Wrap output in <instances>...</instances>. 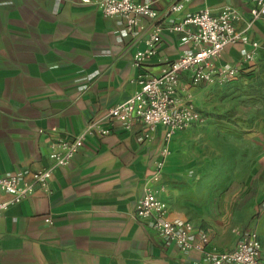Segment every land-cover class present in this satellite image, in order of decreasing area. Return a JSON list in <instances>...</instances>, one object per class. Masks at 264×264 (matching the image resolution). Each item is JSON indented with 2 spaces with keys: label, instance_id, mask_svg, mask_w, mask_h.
Instances as JSON below:
<instances>
[{
  "label": "crops",
  "instance_id": "1",
  "mask_svg": "<svg viewBox=\"0 0 264 264\" xmlns=\"http://www.w3.org/2000/svg\"><path fill=\"white\" fill-rule=\"evenodd\" d=\"M138 1L150 2L159 16H141L129 29L124 16H106L92 1L0 0V175L29 177L51 165L52 141L73 138L92 118L137 91L143 70L156 74L189 49L186 31L172 29L187 14L233 6L240 13L237 27L264 42V19L249 26L254 0ZM180 1L184 7L170 11ZM156 27L162 40L137 67L134 54L147 48ZM251 48L241 42L227 45L216 63L238 65L241 72ZM182 84L183 95L194 94L186 77ZM111 128L107 135H88L74 159L54 169L49 191L37 190L9 205L0 217V264H193L198 259V252L182 251L135 215L164 160L167 217L188 220L171 200L169 183L172 152L189 128L169 139L161 126L146 139L141 122L131 129L115 122ZM11 197L0 188V202ZM208 234L222 250L233 248L240 237L229 243Z\"/></svg>",
  "mask_w": 264,
  "mask_h": 264
},
{
  "label": "built area",
  "instance_id": "2",
  "mask_svg": "<svg viewBox=\"0 0 264 264\" xmlns=\"http://www.w3.org/2000/svg\"><path fill=\"white\" fill-rule=\"evenodd\" d=\"M92 1L106 16L120 15L128 21V28L138 24L141 16L155 19L159 12L150 2L138 0H82ZM188 1V0H186ZM184 2L174 3L170 11H178ZM253 19H264V0H254L251 9ZM238 9L225 5L218 12L201 8L187 14L172 26L173 30L186 31L191 42L189 49L176 59L166 61L160 71L150 74L142 71L137 81L140 85L127 100L109 107L106 112L92 118L85 128L73 138L59 137L52 141L49 157L52 164L24 176L17 173L0 175V188L11 194V199L0 202V217L11 203L20 202L37 190L49 191L50 180L56 167L68 165L84 145L88 135H107L112 125L120 122L126 129L141 122L144 137H153L158 127H164L166 137L171 138L176 131H182L198 122L202 114L198 110L191 92L184 91L182 79L186 77L192 87L204 84L227 83L237 77L238 65H217L226 46L235 43L250 44L245 52V60H252L264 42L251 40L247 29H239ZM162 40L160 27H156L147 41V48L135 52L133 61L142 67L156 52V44ZM153 179L146 185L139 201L136 217L157 230L168 241L175 243L184 252L196 251L198 259L193 264H264V245L257 231L240 233L236 245L231 249H218L211 243L208 232L198 229L188 220L176 221L167 217L168 202L163 196L161 172L164 160L158 162ZM47 221H51L48 217Z\"/></svg>",
  "mask_w": 264,
  "mask_h": 264
},
{
  "label": "rangeland",
  "instance_id": "3",
  "mask_svg": "<svg viewBox=\"0 0 264 264\" xmlns=\"http://www.w3.org/2000/svg\"><path fill=\"white\" fill-rule=\"evenodd\" d=\"M227 83L195 87L201 119L172 152L171 200L200 230L264 240V49Z\"/></svg>",
  "mask_w": 264,
  "mask_h": 264
}]
</instances>
